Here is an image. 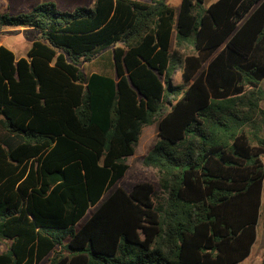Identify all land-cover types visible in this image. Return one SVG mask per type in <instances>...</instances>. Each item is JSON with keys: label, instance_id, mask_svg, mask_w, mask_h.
<instances>
[{"label": "trees", "instance_id": "obj_1", "mask_svg": "<svg viewBox=\"0 0 264 264\" xmlns=\"http://www.w3.org/2000/svg\"><path fill=\"white\" fill-rule=\"evenodd\" d=\"M204 1L0 12V36L37 33L18 59L0 43V264L249 256L264 181V0ZM98 58L104 69L80 70ZM155 122L142 165L160 197L150 183L116 186Z\"/></svg>", "mask_w": 264, "mask_h": 264}, {"label": "rangeland", "instance_id": "obj_2", "mask_svg": "<svg viewBox=\"0 0 264 264\" xmlns=\"http://www.w3.org/2000/svg\"><path fill=\"white\" fill-rule=\"evenodd\" d=\"M7 2V7L2 6L0 12H8L11 15H16L18 13H24L30 11L34 6L45 2H52L56 5L57 9L64 12H71L76 8L85 7L90 8L93 5V0H2V2ZM216 0H205L202 4L203 8H207L210 4L214 3ZM180 0H168V4L172 6L175 10L178 9ZM19 28H5V33L3 35V44L6 48L11 50L15 57H25L28 43V37L23 32L9 33L10 30ZM32 34H29V38ZM171 50H174L172 46ZM104 62L101 59H95L91 63L81 64L79 66L80 70L84 73L98 72L104 69ZM173 85H179L182 83L181 79V69L175 70L174 74L170 79ZM264 85V81L262 83ZM264 107V102L262 103ZM157 122L150 126H144L141 131V135L138 144L135 148L134 154L126 159V165L128 167L125 175L118 181L116 186H121L126 190H130L137 183H150L153 185L156 197L161 196L160 188L158 185V174L157 171L151 168L144 167L142 165V159L147 154L149 149L157 141ZM262 161L264 163V155L262 156ZM87 213L80 223L84 222L88 218ZM7 245L6 241H0V252L5 249ZM264 253V181L262 185L261 192V205L259 209V219L256 228V240L251 248L249 256L241 261L239 264H258L262 262ZM47 258L42 260L39 264H46Z\"/></svg>", "mask_w": 264, "mask_h": 264}, {"label": "crops", "instance_id": "obj_3", "mask_svg": "<svg viewBox=\"0 0 264 264\" xmlns=\"http://www.w3.org/2000/svg\"><path fill=\"white\" fill-rule=\"evenodd\" d=\"M139 1H148V0H139ZM217 1V0H216ZM7 2L5 1V2H2V0H0V9L2 8V6H5V7H7L8 6V4H6ZM169 5V4H168ZM170 6V5H169ZM170 7H172V6H170ZM173 8V7H172ZM5 31L6 30H3L2 31V35L0 36V43L4 46V44H3V35H4V33H5ZM18 32H23L27 37H28V40H27V43H28V46L30 47V45H31V42L33 41V39L36 37V32L34 31V30H32V29H25V28H19V29H14V30H10V32L9 33H18ZM29 34H32L31 35V37L29 38ZM5 47V46H4ZM28 47V48H29ZM28 48H27V50H28ZM8 49V48H7ZM9 50V49H8ZM11 51V50H10ZM12 52V51H11ZM13 53V52H12ZM15 56V55H14ZM16 59H18L17 57H15ZM19 58H21V57H19ZM261 107L262 108H264L263 106H262V104H261ZM264 164V163H263ZM251 252V251H250ZM263 255H264V253H263ZM245 260V259H244ZM243 260V261H244ZM262 263V262H261ZM258 264H260V263H258Z\"/></svg>", "mask_w": 264, "mask_h": 264}]
</instances>
